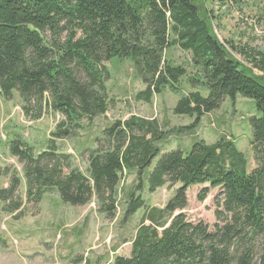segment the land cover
<instances>
[{"label":"trees","instance_id":"trees-1","mask_svg":"<svg viewBox=\"0 0 264 264\" xmlns=\"http://www.w3.org/2000/svg\"><path fill=\"white\" fill-rule=\"evenodd\" d=\"M204 1L0 0V98L12 99L18 91L21 110L31 122L50 112L63 117L41 154L19 137L8 144L9 154L23 167L26 201L19 196L17 171L0 166V176L9 179L0 188L5 214L20 219L27 204L36 208L44 195L57 192L69 207L94 199L98 212L112 220L122 175L136 171L139 182L128 196L125 217L145 211L131 256H117L112 264H264V49L229 45L250 68L240 64L214 35L208 11L197 6ZM228 1L239 0H221L222 5ZM173 47L191 54L195 77L166 58ZM115 58L133 61L145 85L135 96L138 102L152 103L167 87L180 92L181 79L188 75L192 89L173 112L195 116L196 124L228 97L254 100L259 116L250 121V144L256 168L247 172L245 155L226 134L213 144L195 142L187 154L167 152L149 174L148 189L181 187L164 208L150 207L136 192L168 134L156 119L136 116L106 130L114 136L112 146L87 152L89 176L74 168V157L59 143L74 136L84 120L108 112L104 64ZM205 184L219 189L223 198L213 231L202 221L194 224L183 213L175 215L188 206V189ZM207 192L204 188L199 194L200 202Z\"/></svg>","mask_w":264,"mask_h":264},{"label":"rangeland","instance_id":"rangeland-1","mask_svg":"<svg viewBox=\"0 0 264 264\" xmlns=\"http://www.w3.org/2000/svg\"><path fill=\"white\" fill-rule=\"evenodd\" d=\"M204 3L197 6L208 11L214 35L240 64L250 68L229 45L264 49V0L228 1L225 5L221 0ZM166 58L186 67L189 76L197 75L198 70L190 53L173 47L166 52ZM104 65L107 69L106 87L111 99L108 112L93 121L84 120L74 136L59 143L62 152L74 157V168L89 176L87 152L112 146L114 136L107 135L106 130L115 122L126 121L131 116L156 119L168 134L159 143L160 155L144 172L142 190L136 192L150 207L164 208L181 187L179 184L166 185L154 193L148 189L149 174L167 152L181 149L187 154L195 142L202 140L213 144L220 135L226 134L235 139L237 148L245 155L247 172L256 168L250 144V121L259 116L254 100L241 95L235 99L228 97L219 109L205 114L196 124L195 116H178L173 112L181 96L192 89L188 75L181 79L180 92L167 87L148 104L135 99L145 85L138 78L131 59L115 58ZM200 92L207 94L205 88ZM22 104L18 91H14L12 99L0 98V166L17 171L22 182L19 196L25 202L23 167L9 154L8 144L19 137L33 147L36 155L41 154L47 148L50 133L63 117L50 112L42 119L31 122L25 118ZM137 176L136 171L123 173L117 214L112 220L98 212L94 199L83 207H69L61 203L57 192L44 195L36 208L27 204L20 219L5 214L0 202V264H112L117 256L130 257L132 241L145 211L143 208L135 215L125 217L126 201L139 182ZM8 185L9 179L0 176V188ZM204 188L208 189L207 196L200 202L198 196ZM187 198L188 206L175 215L183 213L189 222L196 224L202 221L213 231L217 223L215 212L223 210L220 190L212 189L209 184L193 186L188 189Z\"/></svg>","mask_w":264,"mask_h":264}]
</instances>
